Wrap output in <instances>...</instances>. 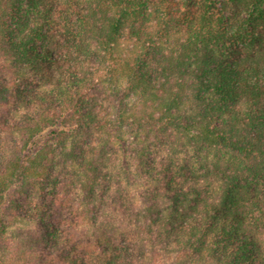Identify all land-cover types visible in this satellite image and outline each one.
<instances>
[{
	"label": "trees",
	"instance_id": "obj_1",
	"mask_svg": "<svg viewBox=\"0 0 264 264\" xmlns=\"http://www.w3.org/2000/svg\"><path fill=\"white\" fill-rule=\"evenodd\" d=\"M0 264H264V0H0Z\"/></svg>",
	"mask_w": 264,
	"mask_h": 264
},
{
	"label": "rangeland",
	"instance_id": "obj_2",
	"mask_svg": "<svg viewBox=\"0 0 264 264\" xmlns=\"http://www.w3.org/2000/svg\"><path fill=\"white\" fill-rule=\"evenodd\" d=\"M76 48L75 47H71V48H69V49H65L66 50V52H65V54L66 55H68V57H70L71 55H73V51H77V50H75ZM94 228V227H93ZM85 233H86V231H85ZM93 233H90V230H87V233H86V236L88 237H93ZM93 250H95V249H93Z\"/></svg>",
	"mask_w": 264,
	"mask_h": 264
}]
</instances>
